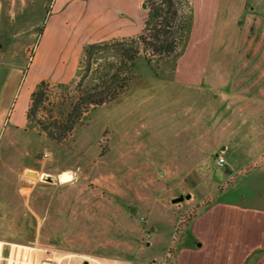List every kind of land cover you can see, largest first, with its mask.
I'll list each match as a JSON object with an SVG mask.
<instances>
[{"label": "rangeland", "instance_id": "1", "mask_svg": "<svg viewBox=\"0 0 264 264\" xmlns=\"http://www.w3.org/2000/svg\"><path fill=\"white\" fill-rule=\"evenodd\" d=\"M58 1L56 8L81 2L88 16L106 2ZM3 2V58L22 60L24 66L34 61L29 80L58 78L63 66L71 72L74 60H62L59 53L67 46L73 20L51 39L50 33L42 35L45 25L53 24L47 14L51 0ZM254 19L248 36L238 40L230 91L264 103V12L254 13ZM142 31L119 39L135 45ZM131 37L135 44L128 41ZM48 41L52 49L47 54ZM173 71L169 65L138 58L126 91L90 109L60 142L47 139L35 123L23 120L25 128L12 137L10 124L4 125L0 223L4 220L9 229L13 223V230L3 234L8 242L29 246L28 251L37 252V262L49 256L62 264H175L184 225L208 202L204 196L215 191L214 151L234 135L220 128L225 119H232L230 114L226 118V103L174 80ZM80 79L75 75L68 87L47 81L48 99L38 117L46 120L67 106L77 95ZM26 170L38 174L27 176ZM63 172L69 174L68 181L60 179ZM188 193L192 199L171 201ZM156 222L162 223L158 233L151 230ZM5 228L0 225V233ZM13 252L17 264L20 251ZM0 264L6 260L0 258Z\"/></svg>", "mask_w": 264, "mask_h": 264}, {"label": "crops", "instance_id": "2", "mask_svg": "<svg viewBox=\"0 0 264 264\" xmlns=\"http://www.w3.org/2000/svg\"><path fill=\"white\" fill-rule=\"evenodd\" d=\"M58 2L51 0L47 14L53 24L45 25L42 35L50 33L51 39H55V35L65 31L70 19L73 20L70 37L65 41L67 46L59 53L62 60H74L73 68L67 74V67L63 66L58 78L29 80L34 61L24 66L22 60L4 59L0 49V135L6 123L12 129L10 137L25 128L22 121L27 122L31 92L39 81L68 82L75 76L83 44L130 37L143 27L142 0H106L90 16L80 8L81 2L74 6L65 2L56 8ZM189 2L192 28L173 78L208 92L212 99L224 101L226 118L230 114L232 119H225L220 128L229 130L234 137L222 146L217 145L214 151L215 158L221 154L225 157V166L215 167V191L204 196L208 202L200 205L196 215L184 225L176 242L174 261L175 264H264V103L244 100L243 94L241 97L230 91L238 40L248 36L254 13L264 12V0ZM3 5L0 0V18ZM58 11L61 16H57ZM50 41L46 43L47 54L52 49ZM239 141L243 143L237 144ZM0 225L6 227L0 233V258L3 259L18 243L3 237L6 231L13 230V223L10 229L4 220ZM160 226L162 223L156 222L151 230L158 233L162 231ZM6 244L10 246L8 249ZM19 256L28 264L36 262L37 252L26 251L24 255L22 248Z\"/></svg>", "mask_w": 264, "mask_h": 264}, {"label": "trees", "instance_id": "3", "mask_svg": "<svg viewBox=\"0 0 264 264\" xmlns=\"http://www.w3.org/2000/svg\"><path fill=\"white\" fill-rule=\"evenodd\" d=\"M142 4L147 11L138 42L131 37L127 39L130 43L136 42L135 45L124 43L123 38L83 44L75 73L81 75L75 84L77 95L67 106L62 103L55 115L50 113L48 119H40L38 113L48 99V82L39 81L31 92L27 123L38 125L50 141L60 142L90 109L116 100L126 91L138 58L147 64H166L174 70L189 41L192 5L189 0H142ZM109 47H113L114 52H108ZM69 83L71 81L58 84L68 87Z\"/></svg>", "mask_w": 264, "mask_h": 264}, {"label": "built area", "instance_id": "4", "mask_svg": "<svg viewBox=\"0 0 264 264\" xmlns=\"http://www.w3.org/2000/svg\"><path fill=\"white\" fill-rule=\"evenodd\" d=\"M43 156L44 157L45 156L47 157V154L45 153ZM225 160L226 159H225V157L222 154L221 155H217L216 158H215V160H214V166L216 168H221V169L224 168V166H225ZM13 253L14 252L12 251V254H9V256L7 258L6 257L3 258L4 260H6V264H10V263L11 264H16V261L12 258V256L14 255ZM17 264H26V263L23 262V261H21V259H19ZM28 264H62V263H61V259H57L55 257H49V256H45V257L42 256L39 259V262H37V259H36V262L34 260V262H30Z\"/></svg>", "mask_w": 264, "mask_h": 264}, {"label": "water", "instance_id": "5", "mask_svg": "<svg viewBox=\"0 0 264 264\" xmlns=\"http://www.w3.org/2000/svg\"><path fill=\"white\" fill-rule=\"evenodd\" d=\"M142 6L145 8L144 4H142ZM24 174H26L27 176H37L38 173L35 171H32V170H26ZM63 176H65V174L61 175L60 179H63ZM190 196H191L190 193H188L186 195H180L177 197L175 196L171 199V201L173 203H179V202L183 201L184 199H189Z\"/></svg>", "mask_w": 264, "mask_h": 264}, {"label": "bare ground", "instance_id": "6", "mask_svg": "<svg viewBox=\"0 0 264 264\" xmlns=\"http://www.w3.org/2000/svg\"><path fill=\"white\" fill-rule=\"evenodd\" d=\"M63 174H65V176H63V179H61V180H62V181H68V180L70 179L69 174H68V173H65V172H63ZM63 174H60V177H61V175H63ZM1 246H2V242L0 241V248H1ZM12 247H13V248L18 247V249H16V250L18 251V253H19L20 249L23 248V250H24V255L26 254V251H28V247L25 246V245H22V244H18V246L13 245ZM13 248H12V249H13ZM10 254H12V252H11ZM18 255H19V254H17V256H18ZM30 256H31V255H30ZM10 264H11V263H10Z\"/></svg>", "mask_w": 264, "mask_h": 264}]
</instances>
